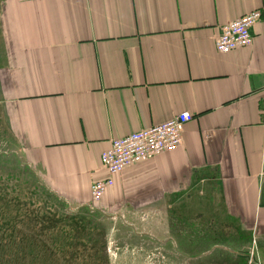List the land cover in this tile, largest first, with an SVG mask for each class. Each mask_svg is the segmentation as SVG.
Masks as SVG:
<instances>
[{
	"label": "crops",
	"instance_id": "0c3cea01",
	"mask_svg": "<svg viewBox=\"0 0 264 264\" xmlns=\"http://www.w3.org/2000/svg\"><path fill=\"white\" fill-rule=\"evenodd\" d=\"M253 10L252 44L220 53ZM0 38L8 133L54 195L89 206L113 139L187 111L182 145L100 207L150 211V236L196 264H264V0H2Z\"/></svg>",
	"mask_w": 264,
	"mask_h": 264
},
{
	"label": "rangeland",
	"instance_id": "374dc122",
	"mask_svg": "<svg viewBox=\"0 0 264 264\" xmlns=\"http://www.w3.org/2000/svg\"><path fill=\"white\" fill-rule=\"evenodd\" d=\"M1 45L0 38V65ZM2 89L0 264H196L179 250L178 242L167 244L150 236V211L138 208L136 214H117L115 209L103 210L99 200L87 207L73 206L46 188L8 133Z\"/></svg>",
	"mask_w": 264,
	"mask_h": 264
},
{
	"label": "built area",
	"instance_id": "2783aa9c",
	"mask_svg": "<svg viewBox=\"0 0 264 264\" xmlns=\"http://www.w3.org/2000/svg\"><path fill=\"white\" fill-rule=\"evenodd\" d=\"M261 18L260 10H253L236 20L223 24L215 46L220 53H228L253 42L252 27ZM192 114L185 111L160 124L131 132L112 140L101 154L108 176L91 186L92 201L99 200L115 182V176L136 163L151 159L164 152L173 151L183 143L185 124Z\"/></svg>",
	"mask_w": 264,
	"mask_h": 264
}]
</instances>
